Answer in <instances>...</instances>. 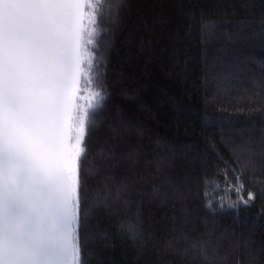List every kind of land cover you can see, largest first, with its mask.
Returning a JSON list of instances; mask_svg holds the SVG:
<instances>
[{
    "label": "trees",
    "instance_id": "1",
    "mask_svg": "<svg viewBox=\"0 0 264 264\" xmlns=\"http://www.w3.org/2000/svg\"><path fill=\"white\" fill-rule=\"evenodd\" d=\"M116 15L80 166L81 264H264V0ZM230 165L247 206H218Z\"/></svg>",
    "mask_w": 264,
    "mask_h": 264
},
{
    "label": "water",
    "instance_id": "2",
    "mask_svg": "<svg viewBox=\"0 0 264 264\" xmlns=\"http://www.w3.org/2000/svg\"><path fill=\"white\" fill-rule=\"evenodd\" d=\"M111 5L0 0V264H81L80 166L107 99Z\"/></svg>",
    "mask_w": 264,
    "mask_h": 264
},
{
    "label": "rangeland",
    "instance_id": "3",
    "mask_svg": "<svg viewBox=\"0 0 264 264\" xmlns=\"http://www.w3.org/2000/svg\"><path fill=\"white\" fill-rule=\"evenodd\" d=\"M120 0H112V5H111V10L108 16V21L106 20V28L108 29L107 32V39L105 41V49L106 51H108V48L110 46V41H111V33L113 30V27H115L116 25V21H117V15L115 10L118 7ZM113 8V9H112ZM103 69V74L105 73L104 68ZM103 83V81H102ZM228 165V164H226ZM230 171L229 174H225V184H224V196H222L223 198H220V200L218 201V206L221 208H233L236 206H247L249 205L252 200L253 197L246 192L243 187L240 185L239 183V173L236 170L235 166L230 165L229 166ZM230 176H233L232 178H234V180L232 181V179L230 178ZM231 194L234 195L235 198H233V200H231L230 196Z\"/></svg>",
    "mask_w": 264,
    "mask_h": 264
}]
</instances>
